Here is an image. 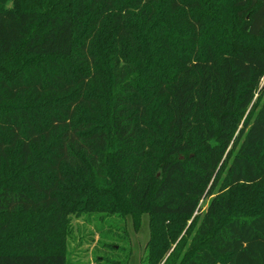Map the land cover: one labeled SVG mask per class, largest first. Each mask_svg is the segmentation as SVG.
I'll return each mask as SVG.
<instances>
[{"label":"trees","instance_id":"16d2710c","mask_svg":"<svg viewBox=\"0 0 264 264\" xmlns=\"http://www.w3.org/2000/svg\"><path fill=\"white\" fill-rule=\"evenodd\" d=\"M8 1L0 264H69L86 212L148 214L143 264H264V0Z\"/></svg>","mask_w":264,"mask_h":264},{"label":"rangeland","instance_id":"374dc122","mask_svg":"<svg viewBox=\"0 0 264 264\" xmlns=\"http://www.w3.org/2000/svg\"><path fill=\"white\" fill-rule=\"evenodd\" d=\"M8 3L12 5L13 1L9 0ZM261 186L264 187V184ZM209 202L210 198L201 201L200 213L194 214L186 221L165 259L179 244L183 248L180 258L191 248L203 217L202 214L206 211ZM71 216L73 232L69 239V264H99L97 257L105 252H110L109 246L115 244L127 247L125 257L131 250L128 264H143L144 256L147 253V242L150 239V217L148 214H143L139 228L136 227L134 217L131 215L124 219L117 215L101 217L107 216L101 212H86Z\"/></svg>","mask_w":264,"mask_h":264}]
</instances>
